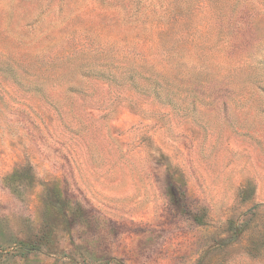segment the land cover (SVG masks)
Listing matches in <instances>:
<instances>
[{"label": "rangeland", "instance_id": "1", "mask_svg": "<svg viewBox=\"0 0 264 264\" xmlns=\"http://www.w3.org/2000/svg\"><path fill=\"white\" fill-rule=\"evenodd\" d=\"M0 264H264V0H0Z\"/></svg>", "mask_w": 264, "mask_h": 264}]
</instances>
